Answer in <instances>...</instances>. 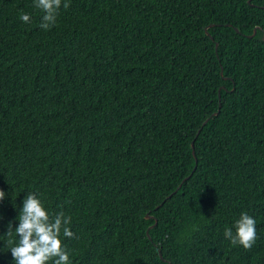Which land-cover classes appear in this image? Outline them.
I'll return each instance as SVG.
<instances>
[{"label":"trees","instance_id":"16d2710c","mask_svg":"<svg viewBox=\"0 0 264 264\" xmlns=\"http://www.w3.org/2000/svg\"><path fill=\"white\" fill-rule=\"evenodd\" d=\"M43 14L0 0V264L28 193L71 217V264H264V0ZM241 213L251 249L224 237Z\"/></svg>","mask_w":264,"mask_h":264},{"label":"clouds","instance_id":"9594fccd","mask_svg":"<svg viewBox=\"0 0 264 264\" xmlns=\"http://www.w3.org/2000/svg\"><path fill=\"white\" fill-rule=\"evenodd\" d=\"M33 4L44 13L39 27L47 31L56 24L61 6L64 9L70 7V0H33ZM19 19L25 24L31 22L27 13L21 12ZM5 198V192L0 190V202ZM17 219L18 227L14 232L19 239L10 249L14 264H48L53 258L54 264H71L62 239L74 238L69 228L70 216H65L63 212L50 216L42 200L35 193H28ZM12 234V224L9 223L6 235L11 237ZM224 237L233 246L251 249L258 239L256 220L247 213H241L232 227L225 228Z\"/></svg>","mask_w":264,"mask_h":264},{"label":"water","instance_id":"95a60500","mask_svg":"<svg viewBox=\"0 0 264 264\" xmlns=\"http://www.w3.org/2000/svg\"><path fill=\"white\" fill-rule=\"evenodd\" d=\"M249 2H251V0H249ZM207 29V28H206ZM237 31H238V29L237 28H235ZM256 32H257V28L256 29H254V32H253V34L252 35H250V37H252V36H254L255 34H256ZM218 47V44H216V48ZM220 106H221V104H220ZM219 112V110L218 111H216L215 113H214V115H216L217 113ZM208 120V119H207ZM206 120V121H207ZM205 121V122H206ZM204 122V123H205ZM200 132V130L198 131V133ZM192 148H193V154L195 155V150H194V142H192ZM196 157V156H195ZM197 160V159H196ZM154 216H152V215H150V214H147V216H146V218H153ZM155 224L157 223V219L155 218ZM154 225H152L151 227H153ZM160 255H161V257H162V254L160 253Z\"/></svg>","mask_w":264,"mask_h":264}]
</instances>
